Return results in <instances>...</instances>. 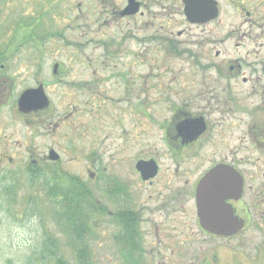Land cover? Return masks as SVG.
I'll list each match as a JSON object with an SVG mask.
<instances>
[{"label": "flooded vegetation", "instance_id": "af4514ba", "mask_svg": "<svg viewBox=\"0 0 264 264\" xmlns=\"http://www.w3.org/2000/svg\"><path fill=\"white\" fill-rule=\"evenodd\" d=\"M7 1L0 110L11 107L16 131L0 141L16 147H1L0 175L14 161L13 172L44 174L61 215L40 239L28 231L21 261L74 264L62 258L70 251L93 253V264H264V0ZM57 37L73 50L51 57L45 41ZM88 113L94 130L100 117L112 122L83 180L68 146L88 136ZM19 196L24 230L37 209L33 194Z\"/></svg>", "mask_w": 264, "mask_h": 264}, {"label": "rangeland", "instance_id": "374dc122", "mask_svg": "<svg viewBox=\"0 0 264 264\" xmlns=\"http://www.w3.org/2000/svg\"><path fill=\"white\" fill-rule=\"evenodd\" d=\"M6 2L2 1L0 3V16L3 14H7V12L10 11V9H6L5 4ZM4 4V5H3ZM3 5V6H2ZM3 8V9H2ZM14 18L11 16H4L3 21L10 25L14 24ZM1 19V18H0ZM18 24V22H17ZM24 26V25H23ZM23 30V29H21ZM12 30L10 28H4L3 23H0V43L2 42H8L11 39L12 36ZM18 35L20 36L21 40L27 39L30 40L32 37V33L27 31L19 32ZM45 47L46 48H52V51L50 52V56L54 57L56 54L59 55L58 47H64V50H62V53H67L72 51V48H69L64 40L60 37L57 38H47L45 41ZM27 51V48L24 46V50L21 51V55H25L24 53ZM88 54L91 55V49L87 50ZM30 55V54H29ZM26 56V55H25ZM49 57V54L47 55ZM66 55H60V57H63ZM6 72H12L16 73V70L6 71ZM50 70H48V66L44 73H48ZM78 66H75V71H71L72 73V80L76 82L78 80ZM82 72V70H80ZM7 76H10L9 73H7ZM95 79V76L89 77V81H93ZM107 89H112L114 86V82H105L103 83ZM89 88V87H87ZM94 88V87H93ZM88 93V92H87ZM108 94L114 95L111 91L106 92ZM68 98L72 99L73 102H75V105L78 104L79 97L77 95H73L71 92H68ZM88 97L85 96V101L87 102ZM14 115V112L11 110V107L7 105L6 107L2 108L0 110V117L6 118L4 120L5 122V128L0 125V133L3 134H11L12 132L15 133L16 126L15 123L13 125L9 124L12 123V120L10 119L11 116ZM93 120L94 124L93 127L89 130L88 136L85 139L81 138H74L71 139V142L68 147H70V156L78 155L80 156V159L73 162L75 166L72 169V174L74 176H78L83 180H88V175L86 171L84 170L85 167L88 165V163H91V159H89V156L91 155L89 153V150L94 147V144L96 142V136L97 135H103L107 133L110 130L111 126V118L110 117H100L96 129L94 130V125L96 123V119L94 118L93 114H89ZM89 119V118H88ZM77 121L76 119L74 120ZM19 130H21L22 127L19 126ZM19 136H17L16 144ZM44 142V141H43ZM37 146V145H36ZM41 146L42 150L44 146ZM1 147H7L13 149V147H16L15 145V138H13L9 144L2 143L0 141V151L2 150ZM68 147L66 150L69 152ZM12 156L15 157V153L12 151L10 153ZM9 169L12 170V173L8 176L9 179H5L6 176L0 175V264H24L21 260V257L24 255H27L25 249L28 248V246H25L23 244V240L25 237L28 236V231L38 237V239L41 238V234L43 233L42 230L45 228L47 221L49 218L52 217V220H60L59 215V208H56V206H53L51 202H49L48 198L45 197L44 191L47 189L46 185V176L44 174H35L34 170H25L20 172H13L18 167L16 166V161L13 163H10L8 166ZM83 171L82 174L79 173V171ZM93 189V182L88 184ZM24 191L29 196H32V194L35 196L34 202H33V209H37V211L33 214V217L31 220H36V223H33L31 227L28 229L20 230L19 229V216H18V209H19V190ZM30 197L27 199L26 202H30ZM51 203V204H50ZM27 205V204H26ZM29 204L26 206L28 207ZM29 208V207H28ZM41 222L44 223V225H41ZM86 228L87 233L89 235L94 234L93 231V224L91 220H87L86 222ZM51 226V224L49 225ZM18 229L19 231L16 233V238L22 243V249L19 248V245L14 243L13 240V229ZM86 236V243H90V237ZM24 238V239H23ZM60 238V237H59ZM93 244V242H91ZM73 253L69 251V255L62 258H66L70 260L74 264H93L94 263V254L91 255H83L80 258L77 256L72 255ZM76 260V261H75ZM81 260H84V262H81ZM39 264H46L45 262L41 261V258L38 257ZM49 264H56V257L52 258V261Z\"/></svg>", "mask_w": 264, "mask_h": 264}, {"label": "water", "instance_id": "95a60500", "mask_svg": "<svg viewBox=\"0 0 264 264\" xmlns=\"http://www.w3.org/2000/svg\"><path fill=\"white\" fill-rule=\"evenodd\" d=\"M195 10H197V8H195ZM40 94L41 88L37 90L25 91L19 99V108L23 109V107L31 106L35 102L36 98L39 99Z\"/></svg>", "mask_w": 264, "mask_h": 264}, {"label": "clouds", "instance_id": "9594fccd", "mask_svg": "<svg viewBox=\"0 0 264 264\" xmlns=\"http://www.w3.org/2000/svg\"><path fill=\"white\" fill-rule=\"evenodd\" d=\"M19 230L18 229H13V240H14V243H16L17 245H20V241L16 238V233L18 232Z\"/></svg>", "mask_w": 264, "mask_h": 264}, {"label": "trees", "instance_id": "16d2710c", "mask_svg": "<svg viewBox=\"0 0 264 264\" xmlns=\"http://www.w3.org/2000/svg\"><path fill=\"white\" fill-rule=\"evenodd\" d=\"M75 199H77V200H78V197H76ZM60 217H61V215H60Z\"/></svg>", "mask_w": 264, "mask_h": 264}]
</instances>
